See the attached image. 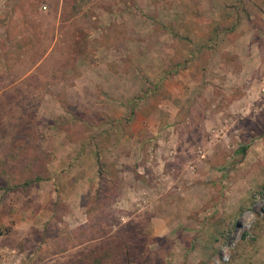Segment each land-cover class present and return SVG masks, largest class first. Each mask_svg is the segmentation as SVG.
<instances>
[{
    "label": "rangeland",
    "instance_id": "obj_1",
    "mask_svg": "<svg viewBox=\"0 0 264 264\" xmlns=\"http://www.w3.org/2000/svg\"><path fill=\"white\" fill-rule=\"evenodd\" d=\"M73 2L0 0V239L33 264H264V0Z\"/></svg>",
    "mask_w": 264,
    "mask_h": 264
},
{
    "label": "trees",
    "instance_id": "obj_2",
    "mask_svg": "<svg viewBox=\"0 0 264 264\" xmlns=\"http://www.w3.org/2000/svg\"><path fill=\"white\" fill-rule=\"evenodd\" d=\"M89 2V0H74V2H73V5H72V9H73V12H74V14H79L82 10H84L85 9V5L87 4ZM173 35H175V37L177 38V40L180 42V41H184V43H183V47H185V48H189L188 47V45H187V43H189L190 42V39L187 37V36H182V35H179V34H174L173 33ZM108 131H105V138H108L107 136H108ZM104 134V133H103ZM104 137V136H103ZM97 140V138L95 139V141ZM102 142H103V140L101 139H99L98 141H96V143H95V149H94V154H95V163H96V167H97V175H96V178H98V180L99 179H101V180H103L104 182H97V180H96V191L93 189V191L94 192H96V193H102V194H107L110 190H109V188H107L106 187V189L105 190H103V189H101V187L103 186V185H105L106 184V182H111V184H112V186L114 185V176L112 175V171H113V169H112V167H109L108 166V164H106V163H104L103 161H102V159H101V157H100V154H99V150H98V148H100V146L102 145ZM247 150H248V144H242V145H240L234 152H235V155L236 154H240V157L238 158L239 160H241L242 161V159L244 158V156L246 155V152H247ZM237 161V160H236ZM235 163V162H234ZM45 179H49L48 177H43V176H40V175H34L33 174V176L32 177H30V178H26V179H24L20 184L22 185V186H30V185H32V184H35V183H38V182H41V181H43V180H45ZM15 187H17V184H9L7 187H6V189L5 190H9V189H14ZM101 189V190H100ZM261 190V189H260ZM97 191H99V192H97ZM244 205H241V206H239V211H238V215L239 214H241L242 212H243V210H244V207H243ZM51 208H52V210H55V206H53V202H52V206H51ZM237 216V215H236ZM55 218V217H54ZM60 217H57V220H59V222H60ZM106 224H108V223H106ZM233 225H235V221H233L232 222V228H233ZM46 227H45V229H44V235L45 236H47V237H49V234L47 233V230L49 229V228H54V226H51V225H49V224H47V225H45ZM83 228H81V233L83 232V230H82ZM231 229V228H230ZM104 233L105 232H107V230H105V231H103ZM229 232H230V230H229ZM84 233H86V230H84ZM103 234H101V235H98V236H91L90 234L87 236V238L88 239H86V240H84V241H86L85 243H87V244H89L90 243V241L92 240V242L95 240V239H97L99 236H102ZM45 240V239H44ZM103 240V239H102ZM4 244H7V245H10V246H13V247H15V248H17L18 250H20V251H22L23 249V247L20 245V244H15V243H13V242H10V241H4L3 242ZM77 244H75V245H80L82 242H81V240H78L77 242H76ZM95 248H88V252L90 253V255H89V257L91 258V257H94L95 255H93L92 254V252H93V250H94ZM105 250L107 249V251H102V253H100V254H102L103 255V257H107V258H105L104 260H101V261H99V263H97V264H107L108 263V256H109V254H108V247H105L104 248ZM62 250H64V249H62ZM62 250H61V252H62ZM109 252L111 253V249L109 248ZM26 254L28 253V252H25ZM26 256H28V255H26ZM97 257V256H96ZM103 259V258H102ZM108 259V260H107ZM99 260V258H96V262ZM25 262H24V264H33L34 263V259H33V257H30V256H28L27 257V259H25L24 260ZM29 261V262H28ZM80 264H86V263H84L83 261H80L79 262ZM88 264H91V262L90 263H88Z\"/></svg>",
    "mask_w": 264,
    "mask_h": 264
},
{
    "label": "built area",
    "instance_id": "obj_3",
    "mask_svg": "<svg viewBox=\"0 0 264 264\" xmlns=\"http://www.w3.org/2000/svg\"><path fill=\"white\" fill-rule=\"evenodd\" d=\"M24 259L23 251L4 244L0 239V264H22Z\"/></svg>",
    "mask_w": 264,
    "mask_h": 264
}]
</instances>
